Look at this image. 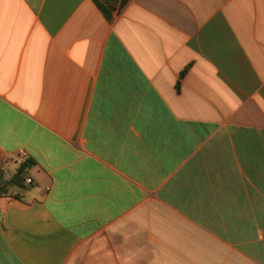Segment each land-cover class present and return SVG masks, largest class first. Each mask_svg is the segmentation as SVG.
Here are the masks:
<instances>
[{
	"label": "crops",
	"instance_id": "0c3cea01",
	"mask_svg": "<svg viewBox=\"0 0 264 264\" xmlns=\"http://www.w3.org/2000/svg\"><path fill=\"white\" fill-rule=\"evenodd\" d=\"M105 6L0 0V264H264V0Z\"/></svg>",
	"mask_w": 264,
	"mask_h": 264
},
{
	"label": "trees",
	"instance_id": "16d2710c",
	"mask_svg": "<svg viewBox=\"0 0 264 264\" xmlns=\"http://www.w3.org/2000/svg\"><path fill=\"white\" fill-rule=\"evenodd\" d=\"M94 3L97 5V7L99 8V10L106 16L108 17V11L105 5H106V0H93ZM110 7V6H109ZM112 8V7H111ZM28 166V163H25L23 165H21L17 172L15 173V175L10 179V181L8 182V185H19L22 186L24 185V181H25V176H24V171L25 168ZM1 194V192H0Z\"/></svg>",
	"mask_w": 264,
	"mask_h": 264
},
{
	"label": "built area",
	"instance_id": "2783aa9c",
	"mask_svg": "<svg viewBox=\"0 0 264 264\" xmlns=\"http://www.w3.org/2000/svg\"><path fill=\"white\" fill-rule=\"evenodd\" d=\"M26 184H30V180H28V179H25V181H24Z\"/></svg>",
	"mask_w": 264,
	"mask_h": 264
}]
</instances>
